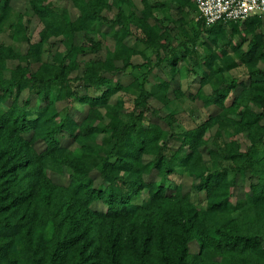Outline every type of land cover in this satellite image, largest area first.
<instances>
[{"label":"trees","instance_id":"trees-1","mask_svg":"<svg viewBox=\"0 0 264 264\" xmlns=\"http://www.w3.org/2000/svg\"><path fill=\"white\" fill-rule=\"evenodd\" d=\"M13 1L0 0V34ZM27 2L42 24L38 41L25 53L0 41V264H264V155L254 152L264 143V16L246 18L242 29L233 21L206 25L193 0H174L195 17L192 36L181 25L186 37L177 49L152 12L160 1L141 0L140 9L134 0H71L74 18L49 0ZM12 27L14 40L29 43L21 15ZM81 31L83 43L70 45L64 58L40 60L50 37ZM201 31L208 53L197 56L192 44ZM96 36L113 40L103 58ZM136 42L151 53L142 79L133 80L128 110L110 99L130 85L105 73L137 67ZM88 54L81 65L78 56ZM162 61L170 75L184 61L199 77L191 97L209 110L200 123L176 130L173 114L150 106L152 98L170 101V83L153 72ZM239 66L245 76L203 91L217 73ZM239 102L245 104L236 114ZM213 126L221 139L215 149L204 138ZM236 136L247 141L244 148ZM173 137L180 140L175 149ZM176 171L191 178L184 194L168 192ZM238 178L247 192L232 202ZM191 192L203 194L204 206Z\"/></svg>","mask_w":264,"mask_h":264},{"label":"rangeland","instance_id":"rangeland-1","mask_svg":"<svg viewBox=\"0 0 264 264\" xmlns=\"http://www.w3.org/2000/svg\"><path fill=\"white\" fill-rule=\"evenodd\" d=\"M28 0H14L13 1V11L10 13L8 19L3 22L2 24V33L0 34V41L4 44H10L17 50H20L21 53H25L27 51L28 46L31 43H36L39 39V31L42 28V24L38 21V19L28 13L27 7H28ZM51 1L54 6L58 7H65L69 11V14L72 18L78 13L77 9L72 5L71 0H49ZM151 4L154 5L155 1H160L161 6L155 7L153 6L152 12L155 17H157L161 23L163 24L162 30H166L170 35H172V44L174 46L178 45V38L181 40L185 39L186 34L182 30L181 25H185V27L188 29V36L193 35V31L195 29V17H193V14L191 10L188 11V8L185 7L183 10H181L177 3L174 2V0H150ZM138 8L141 9L142 4L141 0H134ZM125 11L129 9L128 7H124ZM188 11V14L186 15L185 12ZM106 16L108 18H113L115 14V9H112L110 11H106ZM21 15L23 17V21L25 22L27 26L26 31V38H29V43L25 41L23 36L22 39H19L17 42L14 40L13 37V27L12 25L16 22L18 16ZM245 20V19H244ZM240 20L235 22L237 24L238 29H242L243 27V21ZM226 24V23H224ZM105 30V26L102 28ZM264 31V25H263ZM227 30H230V26L227 25ZM96 39H99L101 41V50L96 54L97 57L103 58L105 56V52L107 48H112L113 40L109 38L108 36L102 37V36H96ZM231 41L234 43L240 40V37L238 34L232 35L230 37ZM207 40V36L204 31H201L199 36L195 37V41L192 44V49L197 51V56H204L208 53V50L205 48L206 46L203 44L204 41ZM84 41V32H76L71 37L67 36H59V37H50L47 42H44L40 45V60L41 61H52V59H62L67 55V48L74 44V45H80ZM134 41V40H133ZM132 42V40H131ZM137 48L142 51V54H136L131 57V61L134 65H137V67H128L124 72H120L117 74L114 73H105V75H112L113 77L119 78L121 83L123 85H130L129 90L124 92H118L114 96L111 97L110 103H114L115 101H123L124 108L125 109H132L133 107V97L134 94L137 93L136 85L133 84V80L140 81L142 79L143 73L147 70L148 64H147V57L150 55L151 50L145 48L144 44L141 42H136ZM134 44V45H135ZM222 42H218V46L216 47V52L220 51ZM247 41L242 44V47L246 48ZM226 49L228 51V54L232 57H236L234 52L231 50V48L226 45ZM147 56V57H146ZM89 57L88 55L84 56H78V59L80 61V64L82 65L85 59ZM37 66V62H33L32 66ZM189 64L191 62L189 61ZM188 66L184 61L179 65V67L174 70L173 75H170V66L167 64L166 61H162L158 67H154L153 72L157 75L161 76L162 79L167 80L170 83L169 87V96L170 101L169 102H162L159 99L152 98L150 100V106L152 108H155L158 110L159 114L161 116L166 115L168 113H171L174 115V117L178 120L179 124L176 127V130H183L185 128L191 127L194 124H198L201 121H203L209 112L206 108L203 106H200L199 101L193 100L191 95H193L198 86H199V77L194 76L193 74L189 75L186 72L185 67ZM259 67L264 69V62H260L258 64ZM246 70L243 68V66H239L236 68H232L230 70H226L223 72H219L216 74V76L213 78L211 82L204 85L203 91L205 93H209L211 89L218 86L224 79L230 80L233 77H242L245 76ZM114 74V75H113ZM200 75V72L198 73ZM152 82H156L152 80ZM27 96V91L23 92L22 97ZM230 99L227 100L229 102ZM244 102L236 103L235 106H233V109L236 111V114L238 110L242 108L244 105ZM63 104L61 103L60 106ZM102 111H104L103 107L100 108ZM71 114L73 116L79 115L77 110H72ZM122 117L126 118V111L122 110L121 113ZM104 120H107V117L104 118ZM154 121L162 123V120L158 117L153 118ZM216 126H213L211 129L207 130L204 134V138L207 141V145L210 148L216 147L217 144L221 143V139H214L213 132L215 131ZM229 133L227 132V135ZM99 137V136H98ZM241 143L243 148L247 144V141L242 136H236ZM70 140H66V142H69ZM180 143V140H178L176 137L171 138L169 142V146L175 149ZM216 144V145H215ZM255 154L257 156L264 155V143L255 149ZM144 160H148L149 157L145 156L143 158ZM209 161H206L208 163ZM205 163V164H206ZM94 178H97L98 174L96 171H94L91 174ZM62 181V180H61ZM169 183L168 184V192L172 193L175 192L177 189L184 194L185 192L189 191L190 184H191V178L183 175L181 172H174L169 175ZM238 186L231 189V200L234 201H240L244 199L245 193L247 192V188L242 182V179H237ZM146 195L141 196V199L143 200ZM191 199L200 206H204L205 200L203 194H198L191 192L190 194ZM235 218L240 219L241 213L240 212H234ZM264 236V231H262ZM194 249V248H193Z\"/></svg>","mask_w":264,"mask_h":264},{"label":"built area","instance_id":"built-area-1","mask_svg":"<svg viewBox=\"0 0 264 264\" xmlns=\"http://www.w3.org/2000/svg\"><path fill=\"white\" fill-rule=\"evenodd\" d=\"M206 25L264 16V0H193Z\"/></svg>","mask_w":264,"mask_h":264}]
</instances>
